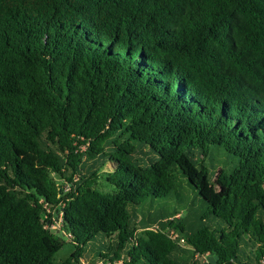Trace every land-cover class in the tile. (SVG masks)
<instances>
[{
	"label": "trees",
	"instance_id": "1",
	"mask_svg": "<svg viewBox=\"0 0 264 264\" xmlns=\"http://www.w3.org/2000/svg\"><path fill=\"white\" fill-rule=\"evenodd\" d=\"M202 257L264 264V0H0V264Z\"/></svg>",
	"mask_w": 264,
	"mask_h": 264
},
{
	"label": "rangeland",
	"instance_id": "2",
	"mask_svg": "<svg viewBox=\"0 0 264 264\" xmlns=\"http://www.w3.org/2000/svg\"><path fill=\"white\" fill-rule=\"evenodd\" d=\"M54 218H55V224L52 227H58L59 223L56 222L57 217H54ZM57 237H60L64 240V244H63L62 248L55 255V260L60 261L63 258H65L66 256H68L73 251L74 246L68 241V238L65 235H62V236L57 235ZM182 247H185V244H183ZM178 256L180 258H183L185 256V254H184V252L181 251L178 253ZM199 262L201 264H204L206 262L205 258L202 257L201 259H199Z\"/></svg>",
	"mask_w": 264,
	"mask_h": 264
},
{
	"label": "water",
	"instance_id": "3",
	"mask_svg": "<svg viewBox=\"0 0 264 264\" xmlns=\"http://www.w3.org/2000/svg\"><path fill=\"white\" fill-rule=\"evenodd\" d=\"M216 258H217L216 256L209 255V256H208V261H209L210 263H215V259H216Z\"/></svg>",
	"mask_w": 264,
	"mask_h": 264
},
{
	"label": "built area",
	"instance_id": "4",
	"mask_svg": "<svg viewBox=\"0 0 264 264\" xmlns=\"http://www.w3.org/2000/svg\"><path fill=\"white\" fill-rule=\"evenodd\" d=\"M175 236H176V235H174L173 237H175ZM178 243H179L180 245H183V244H184V239H183V238H180L179 241H178ZM80 264H86V263L83 262V261H81Z\"/></svg>",
	"mask_w": 264,
	"mask_h": 264
}]
</instances>
